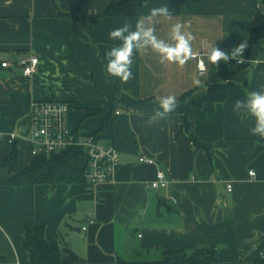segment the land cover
I'll use <instances>...</instances> for the list:
<instances>
[{"label":"crops","instance_id":"0c3cea01","mask_svg":"<svg viewBox=\"0 0 264 264\" xmlns=\"http://www.w3.org/2000/svg\"><path fill=\"white\" fill-rule=\"evenodd\" d=\"M112 0H0V258L2 264H29L25 225L45 226L49 243L73 264H119L159 259L166 247L192 251L216 246L214 264H263L264 138L250 134L255 120L246 109L234 110L251 91L264 90V39L245 63L211 64L205 45L230 52L249 38L264 0H130L133 16H103ZM167 6L170 19L156 18L158 38L172 43L171 27L186 25L193 53L202 54L205 72L190 58L179 67L160 63L151 49L134 55L133 79L122 83L106 73V53L118 43L109 32ZM73 15L79 16L74 20ZM37 56V70L23 75L16 63ZM11 61L5 68L1 62ZM201 80V86L193 78ZM211 80L229 83L227 100L195 106ZM185 100L179 98L193 91ZM175 95L177 109L158 123L149 116L158 98ZM34 100L70 105L68 122L81 135L95 134L120 154L113 182L12 185L2 167L14 147L17 171L32 156L30 107ZM110 125L104 130L101 113ZM210 150L197 147L184 131ZM15 139L10 141V135ZM145 155L156 164L140 163ZM158 169L169 179L165 189L149 183ZM253 171L255 174L250 175ZM233 190H227L228 184ZM85 228V229H84Z\"/></svg>","mask_w":264,"mask_h":264},{"label":"trees","instance_id":"16d2710c","mask_svg":"<svg viewBox=\"0 0 264 264\" xmlns=\"http://www.w3.org/2000/svg\"><path fill=\"white\" fill-rule=\"evenodd\" d=\"M136 15V7L130 0H112L103 14L90 17V23L95 24L103 16H133ZM74 20L79 16L73 15ZM264 39V13L258 12L254 18L248 45V53ZM229 83L211 80L207 84V93L193 100L195 106L205 102H224L227 100ZM193 91L185 93L179 101L185 100L192 95ZM104 130L111 123L107 113H101ZM184 131L189 133V138L199 147L210 150V146L201 142L191 131L192 121L189 117H183ZM97 134V133H95ZM18 150L13 148L9 157L3 162L2 167L14 173L9 180L12 185L34 184H72L85 182V170L88 166V156L82 147H71L59 154L51 156H35L30 164L24 169L17 171ZM24 248L28 254L29 264H73L62 258L58 246L48 242L45 235V226L36 224L33 220L25 225ZM159 259L153 260H123L119 264H214L218 260L216 246H202L186 251L181 248L166 247L161 251ZM0 264L2 259L0 258ZM264 264V260H263Z\"/></svg>","mask_w":264,"mask_h":264},{"label":"clouds","instance_id":"9594fccd","mask_svg":"<svg viewBox=\"0 0 264 264\" xmlns=\"http://www.w3.org/2000/svg\"><path fill=\"white\" fill-rule=\"evenodd\" d=\"M163 17L170 19L171 14L167 6L153 7L147 15L136 20L135 26L129 23L123 24L109 32V37L117 41L106 55V73L111 77L119 78L122 83L133 79L132 65L134 55L137 52L143 53L151 49L160 57V63H174L183 67L193 56L192 41L194 37L186 30V25L175 23L171 27V41L166 42L156 35V18ZM248 47L247 42H242L230 52L214 46L213 43L205 45V54L208 61L218 67L219 62L225 63L234 60L237 64L245 63L243 53ZM195 86H201L199 78H193ZM178 107L177 97L167 95L158 98V107L149 116V123H158L174 112ZM246 109L255 120L254 126L250 128V134L264 138V90L251 91L243 101L237 100L234 110Z\"/></svg>","mask_w":264,"mask_h":264},{"label":"built area","instance_id":"2783aa9c","mask_svg":"<svg viewBox=\"0 0 264 264\" xmlns=\"http://www.w3.org/2000/svg\"><path fill=\"white\" fill-rule=\"evenodd\" d=\"M191 58L196 60L199 72L206 71L202 54L195 53ZM16 63L21 67L23 75L30 77L37 70L39 58L37 56L24 57ZM1 66L8 68L12 66V63L11 61H3ZM70 110V105L64 101H32L30 107L31 156H51L71 147H82L88 156V166L84 173L85 182L93 186L113 182L116 167L120 162L118 150L96 134L81 135L75 132L68 122ZM15 136V134H11L10 141H13ZM138 161L149 165L156 164L154 158L145 155H140ZM254 174L253 171L250 172L251 176ZM169 184V179L163 169H158L155 179L149 183L153 189H165ZM227 190L231 192L233 184L229 183Z\"/></svg>","mask_w":264,"mask_h":264}]
</instances>
